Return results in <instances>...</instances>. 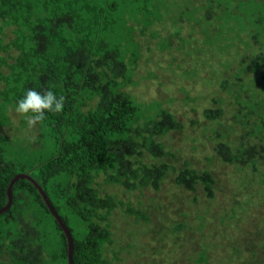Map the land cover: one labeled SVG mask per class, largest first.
I'll return each mask as SVG.
<instances>
[{
	"label": "trees",
	"instance_id": "1",
	"mask_svg": "<svg viewBox=\"0 0 264 264\" xmlns=\"http://www.w3.org/2000/svg\"><path fill=\"white\" fill-rule=\"evenodd\" d=\"M136 2L0 0V68L9 70L8 75L4 70L0 71V130L10 123L8 110L25 89L51 88L64 97L59 113L48 112L38 122L44 130L57 135L59 148L28 172H19L18 164L6 158L10 142L6 141L7 136L0 135V211L9 201L8 189L13 179L19 174L30 177L13 184L11 206L0 212V264H70L68 239L37 186L46 194L71 234L73 264H107L105 249L113 243L109 219L123 203L117 202L115 195L98 189L96 179L101 174L107 185L128 192L145 188L157 192L171 178L177 189L202 195L206 203L210 200L212 204L207 206L210 209L216 199L215 191L221 190V198L226 205L230 204L231 212L222 213L223 206L220 218L215 213L212 216L227 226L235 221L238 225L233 228L235 231L243 229L241 226L245 224L244 218L249 216L248 209L259 207L245 204V201L251 196L256 200L264 185L263 167L259 173L255 163L256 160L264 162V104L258 102L252 106L254 118L252 115L246 119L233 118L234 123L244 130L240 135L242 144H237L238 138L234 144L221 134L220 137L226 139L214 146L216 159L208 163L210 168L198 170L189 161L180 163L177 149L168 144V139L171 133L183 130L182 123L164 108L156 116L144 118L140 104L123 91L124 87L133 84L130 74L134 63L125 59L128 50L123 51V46L131 44V30L134 28L129 26V18L137 13L127 7ZM144 6L140 15L148 16L150 5L144 3ZM261 14L263 11L252 14V23L246 25L254 27L258 21L263 22L264 15ZM211 19L208 13L206 24L207 21L211 23ZM188 21L201 27L194 17ZM136 23L142 29L156 25ZM201 31L202 28L198 34L205 38ZM124 38L129 39L124 41ZM262 40L263 43L258 37L245 39L242 46L245 54L239 57L243 58L241 62L238 60V66L248 70L243 72L241 68L236 72L235 84L243 90L242 99L247 102L258 96L256 87L262 88L264 96V37ZM181 45L184 47L186 43L182 40ZM201 46L202 49L206 47ZM202 51L197 52L201 58L199 68L211 60L207 67L213 74L218 72L222 76L230 70L234 57L229 54L220 56L222 66L214 71V58L217 57L208 54L215 53L210 48L207 52ZM203 53L208 59H203ZM171 63L174 64V60ZM197 68L194 66L195 70ZM246 79H251L248 88L243 85ZM222 98L214 99L220 108L203 110V120L213 122L224 115L222 104L225 99ZM193 123L198 121L193 120ZM253 133L262 140L261 151L255 144L251 145L250 140L245 143V138L250 139ZM216 162L228 163L244 171L250 169L253 176L244 175L239 182L230 180L228 183L232 186L228 190H232L234 196L237 194L239 199L234 200L232 193V199H227V189L212 170ZM193 200L198 203L195 197ZM125 213L142 216L131 208ZM179 228L177 225L175 231ZM251 241L249 231L232 249L253 251L257 247L252 248ZM211 245L215 249V245ZM205 249L197 261L206 262ZM256 257L259 256L252 254L251 261ZM258 259L255 262L262 264Z\"/></svg>",
	"mask_w": 264,
	"mask_h": 264
},
{
	"label": "rangeland",
	"instance_id": "2",
	"mask_svg": "<svg viewBox=\"0 0 264 264\" xmlns=\"http://www.w3.org/2000/svg\"><path fill=\"white\" fill-rule=\"evenodd\" d=\"M191 1L193 6V0H146L144 3L150 5L148 16L140 15L145 7L141 0L127 7H132L137 13L134 12L135 16L129 18V26L134 28L131 30V44L123 46V51L128 50L125 59L134 63L130 74L133 84L124 87L123 91L140 104L144 118L156 116L161 108L174 114L182 123L183 130L171 133L168 144L177 149L180 163L189 161L198 170H205L209 167L208 163L216 159L214 146L226 139L220 137L221 134L234 144L238 138L240 141L237 144H242L240 135L244 130L234 123L233 118L246 119L248 115L254 118L256 115L252 106L258 102L264 104L261 101L264 100L261 87H256L258 96L247 102L242 99L243 90L235 84L236 72L241 68L243 72L248 70L238 66V60L241 62L243 59L239 57L245 54L242 47L244 40L258 37L263 43L264 21H258L254 27L246 24L252 23V14L263 11L261 15H264V0H205V9H199L200 2L196 0L194 3L197 7L190 8ZM208 13L212 19L211 23L207 21L206 24ZM192 17L201 27L188 21ZM136 22L156 25L142 29ZM201 28L205 38L198 34ZM127 39L124 38V41ZM182 40L186 43L184 47ZM201 45L206 47L202 49ZM208 48L215 53L208 56L213 58L216 55L218 59L214 58V71L222 66L220 56L229 54L234 57L225 75L220 76L218 72L213 74L207 67L211 60L205 61L200 68L197 66L201 61L197 52H207ZM188 54H191L190 57H187ZM202 57L208 59L205 53ZM171 60L175 63L172 64ZM194 66L198 68L195 70ZM3 70L5 75L9 74L7 68H0V71ZM243 85L248 88L251 79H246ZM220 97L225 99L222 104L224 115L213 122L203 120V110L219 107L214 99L219 100ZM8 111L10 123L0 130V135L7 136L6 141L10 142L6 158L18 164L19 172H28L33 165L47 160L58 150L59 140L57 135L44 130L40 124L28 127L23 116L12 109ZM193 120L198 123H193ZM250 136V139L245 138V143L250 140L251 145L255 144L261 151L262 140L256 138L255 133ZM256 156L259 157L258 154ZM255 163L261 166L259 169L257 167L259 173L262 167L264 170V162L256 160ZM212 170L217 174L216 179L227 189V199H232V195L234 200L239 199L237 194L234 196V192L228 190L232 187L228 184L230 180L237 183L244 175L253 176L249 168L244 171L222 162H216ZM96 185L99 190L115 195L117 202L123 203L109 219L113 243L105 249L107 264H251L258 258L264 263V185L260 190L261 195L256 192L259 194L256 200L252 196L246 199L245 204L259 207L248 209L249 216L244 218L245 224L240 231L233 229L238 226L235 221L227 226L212 216L215 213L220 218L223 206L225 209L222 213L231 212L230 204L226 205L221 198V190L215 191L216 199L213 209H210L207 208L212 204L210 200L206 203L202 195L177 189L171 178L157 192L150 188L122 191L121 188L107 185L102 174L96 179ZM255 188L259 190L257 186ZM194 197L198 203H195ZM127 208L142 213V216L125 213ZM177 225L181 228L175 231ZM227 230L232 231L223 233ZM249 231L252 248H257L248 253L233 250L232 247L235 248L238 240ZM210 243L215 245V249ZM204 247L207 254L206 262L202 263L197 260ZM252 254L259 257L251 261Z\"/></svg>",
	"mask_w": 264,
	"mask_h": 264
},
{
	"label": "clouds",
	"instance_id": "3",
	"mask_svg": "<svg viewBox=\"0 0 264 264\" xmlns=\"http://www.w3.org/2000/svg\"><path fill=\"white\" fill-rule=\"evenodd\" d=\"M64 97L51 88L29 87L15 99L12 110L26 119L28 127H32L45 118L46 113H59L63 108Z\"/></svg>",
	"mask_w": 264,
	"mask_h": 264
},
{
	"label": "water",
	"instance_id": "4",
	"mask_svg": "<svg viewBox=\"0 0 264 264\" xmlns=\"http://www.w3.org/2000/svg\"><path fill=\"white\" fill-rule=\"evenodd\" d=\"M23 178L30 179V177L25 175V174H19L13 179V181L11 182L10 187L8 189V199H9V201H8L6 207H4V209L1 210L0 212L7 210L11 206V203H12V194H11L12 186L19 179H23ZM37 187L40 189V192H41V194L43 196V199L45 200V202H46V204L48 206V209L51 211L52 215L55 217V219L59 223L61 229L63 230L64 234L66 235V237L68 239V257H69L70 264H73L72 263L73 240H72L71 234H70L67 226L64 224V222L61 220V218L59 217V215L55 211L54 207L51 205V203L48 200L46 194L41 190V188L39 186H37Z\"/></svg>",
	"mask_w": 264,
	"mask_h": 264
},
{
	"label": "crops",
	"instance_id": "5",
	"mask_svg": "<svg viewBox=\"0 0 264 264\" xmlns=\"http://www.w3.org/2000/svg\"><path fill=\"white\" fill-rule=\"evenodd\" d=\"M195 0H193V6H192V1H191V8H196L197 4L194 3ZM197 2H200V6L199 9H205V7L207 6L205 0H196Z\"/></svg>",
	"mask_w": 264,
	"mask_h": 264
}]
</instances>
